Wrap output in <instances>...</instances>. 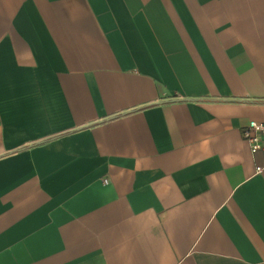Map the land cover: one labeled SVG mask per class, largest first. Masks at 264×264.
<instances>
[{
	"label": "crops",
	"instance_id": "obj_1",
	"mask_svg": "<svg viewBox=\"0 0 264 264\" xmlns=\"http://www.w3.org/2000/svg\"><path fill=\"white\" fill-rule=\"evenodd\" d=\"M251 120L264 0H0V264H264Z\"/></svg>",
	"mask_w": 264,
	"mask_h": 264
},
{
	"label": "built area",
	"instance_id": "obj_2",
	"mask_svg": "<svg viewBox=\"0 0 264 264\" xmlns=\"http://www.w3.org/2000/svg\"><path fill=\"white\" fill-rule=\"evenodd\" d=\"M241 133L252 154L258 151L264 152V123L251 120L243 126ZM262 169V166L256 167L257 172ZM103 182L106 183L107 180L103 179Z\"/></svg>",
	"mask_w": 264,
	"mask_h": 264
}]
</instances>
